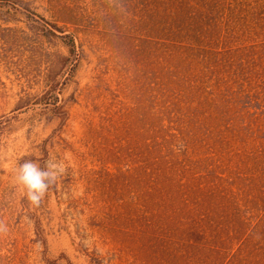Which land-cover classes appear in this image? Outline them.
<instances>
[{
  "label": "rangeland",
  "instance_id": "374dc122",
  "mask_svg": "<svg viewBox=\"0 0 264 264\" xmlns=\"http://www.w3.org/2000/svg\"><path fill=\"white\" fill-rule=\"evenodd\" d=\"M133 9L134 0H0V264H205L191 244L209 232H180L196 216L214 219L218 199L171 205L184 165L181 183L193 178L201 197L214 189L249 217L224 259L264 214V80L257 102H220L214 119L194 102L172 110L174 97L196 95L174 82L164 40ZM49 159L65 172L33 206L15 168Z\"/></svg>",
  "mask_w": 264,
  "mask_h": 264
},
{
  "label": "trees",
  "instance_id": "16d2710c",
  "mask_svg": "<svg viewBox=\"0 0 264 264\" xmlns=\"http://www.w3.org/2000/svg\"><path fill=\"white\" fill-rule=\"evenodd\" d=\"M133 17L142 29H148L164 40L170 72L178 77L174 82L184 83L196 95L174 97L170 103L172 110L179 103L183 105L194 102L205 107L214 119L213 110H217L220 102L224 105H237L242 100L245 104L247 102L244 99L247 97L244 96L249 95H252L249 98L254 97L251 101L259 100L258 95H254L258 94L254 84L264 80V0H134ZM231 39L238 40V45L234 48L230 46ZM248 39L250 44L244 43ZM229 53H233L231 58ZM204 87H208V90ZM198 106L192 107V110L195 111ZM225 106L228 110L229 107ZM187 112L191 116L195 114L189 107ZM189 168L190 166L184 165L179 169L178 173L182 178L179 177L176 181H172L173 176H169L172 181L170 187L175 188L172 195H169L170 204L188 205V199L195 196L197 201L194 205L197 210L196 207H200L211 197L218 199L215 207L207 209L214 213V219L196 216L180 232L182 235L195 230L209 232V238H205L201 246L191 244V249L197 250L191 253V259L198 261L200 256L205 264H244L248 259L251 262L262 259L264 214L238 238L237 247L241 254L233 251L224 259V253H227L229 245L233 243L237 228L242 223L246 224L249 217L240 215L238 207L233 213V204L227 205L225 195H216L214 189H211L212 196L201 197V184L189 182L193 178L181 183L182 179L186 180L183 174ZM263 199L264 197L258 198L264 203ZM229 210L231 222L227 221V216H223ZM260 210L264 213V204ZM232 230L233 234L230 233Z\"/></svg>",
  "mask_w": 264,
  "mask_h": 264
},
{
  "label": "clouds",
  "instance_id": "9594fccd",
  "mask_svg": "<svg viewBox=\"0 0 264 264\" xmlns=\"http://www.w3.org/2000/svg\"><path fill=\"white\" fill-rule=\"evenodd\" d=\"M65 172L62 162L55 159L45 161L41 168L38 160H25L15 168V182L23 186L28 201L39 206L50 185ZM4 226L0 225V230Z\"/></svg>",
  "mask_w": 264,
  "mask_h": 264
}]
</instances>
